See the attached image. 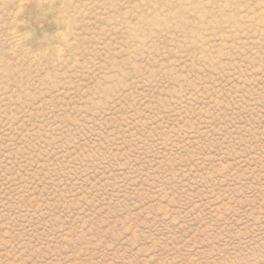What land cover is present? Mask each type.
I'll use <instances>...</instances> for the list:
<instances>
[{
    "label": "rangeland",
    "instance_id": "1",
    "mask_svg": "<svg viewBox=\"0 0 264 264\" xmlns=\"http://www.w3.org/2000/svg\"><path fill=\"white\" fill-rule=\"evenodd\" d=\"M0 264H264V0H0Z\"/></svg>",
    "mask_w": 264,
    "mask_h": 264
}]
</instances>
